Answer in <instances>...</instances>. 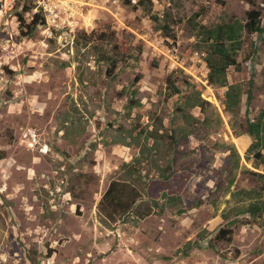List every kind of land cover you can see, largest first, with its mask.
I'll use <instances>...</instances> for the list:
<instances>
[{"label":"rangeland","instance_id":"rangeland-1","mask_svg":"<svg viewBox=\"0 0 264 264\" xmlns=\"http://www.w3.org/2000/svg\"><path fill=\"white\" fill-rule=\"evenodd\" d=\"M251 9L264 28V0H84L57 20L0 7V264H264V33L247 31ZM157 129L167 147L146 151ZM170 173L174 193H150ZM121 179L140 199L106 219L99 204ZM223 228L228 259L209 248Z\"/></svg>","mask_w":264,"mask_h":264},{"label":"trees","instance_id":"trees-1","mask_svg":"<svg viewBox=\"0 0 264 264\" xmlns=\"http://www.w3.org/2000/svg\"><path fill=\"white\" fill-rule=\"evenodd\" d=\"M248 22L246 23V29L249 33H259L262 34L264 33V28L262 26V15L259 10L257 9H251L248 12ZM20 21H23V17H19ZM44 21V18L41 15H35L33 22L31 25H28V32H22V37H29L32 35L33 30L39 26L42 22ZM23 23V22H22ZM171 24H166L164 26L166 31H173L174 27L176 25V22L174 20H171ZM173 25V26H172ZM223 62H224V69L229 68V67H234L237 70H240V65L238 64L237 61L234 59L230 58L227 55L222 56ZM174 91H179L176 88H173ZM160 127H163V124L160 123ZM141 133H144L143 130H141ZM248 134L253 137V132L251 130L250 126V131H248ZM122 139L119 140L120 144L128 146L130 145V142H127L128 138L133 139V134H123ZM167 138L163 133L160 132V130H152L150 132L146 133V140H151L153 142L152 146L149 147L146 144V151H152V150H158L162 151L165 149L163 143H164V138ZM170 141H174L172 138H168ZM169 150V148H168ZM5 158V154L3 152H0V160H3ZM139 164V163H138ZM125 172L127 173L128 177H134L136 174L140 175L141 171L139 170V166L136 164H125L124 166ZM169 169V171H172V169ZM173 176V173H170L169 175H163L162 178L159 180H154L152 182V186L150 187V193H153V190L157 189L159 191H162L164 193L173 192V186L170 182L171 177ZM131 184V181L127 179H121L119 181L115 180L112 181L110 184L108 190L106 191L105 195L102 198V201L99 204V211L103 214V216L106 219L114 220L120 215H127L130 213V211L133 209V207L138 203L139 201V192L137 189L133 188L132 190H129V186ZM157 188V189H156ZM153 202V201H152ZM155 206H157V203H153ZM255 209H251L250 212L252 214H255L253 212ZM162 213H164V210H162ZM151 210L145 211L144 213L141 214L142 218H145L149 215H151ZM234 237V232L231 229L228 228H223L220 230V232L216 235L215 239L212 240L209 244V248L217 251L218 255L223 258V259H228L226 254H223L219 252L218 250V245L221 242H227V243H232Z\"/></svg>","mask_w":264,"mask_h":264},{"label":"built area","instance_id":"built-area-1","mask_svg":"<svg viewBox=\"0 0 264 264\" xmlns=\"http://www.w3.org/2000/svg\"><path fill=\"white\" fill-rule=\"evenodd\" d=\"M17 2H28L34 6V11H43L47 16L56 20L59 19L60 15H65L66 18H73L84 10V0H0V7L6 8L7 5L12 6ZM24 137L28 141L29 146L42 154L47 155L49 153L48 144L41 140L36 129H27L24 132Z\"/></svg>","mask_w":264,"mask_h":264}]
</instances>
